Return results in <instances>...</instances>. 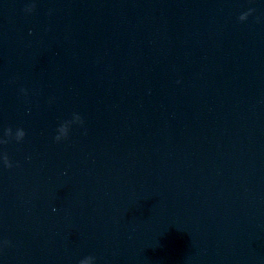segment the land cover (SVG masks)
<instances>
[{
	"label": "water",
	"instance_id": "obj_1",
	"mask_svg": "<svg viewBox=\"0 0 264 264\" xmlns=\"http://www.w3.org/2000/svg\"><path fill=\"white\" fill-rule=\"evenodd\" d=\"M88 257L264 264V0H0V264Z\"/></svg>",
	"mask_w": 264,
	"mask_h": 264
},
{
	"label": "clouds",
	"instance_id": "obj_2",
	"mask_svg": "<svg viewBox=\"0 0 264 264\" xmlns=\"http://www.w3.org/2000/svg\"><path fill=\"white\" fill-rule=\"evenodd\" d=\"M26 11L31 12L32 8H28V9H26ZM250 14H251V12L241 15L239 17L240 21L241 22L245 21L247 19L248 15H250ZM71 123H82V121H81V118L78 115H75L74 118H73V121L67 122L64 125H62L58 129L59 135H57L55 137L57 142H59L61 139L67 138L69 127H70ZM10 134H11V129H9L6 132V135L9 136V137H10ZM24 137H25L24 131L23 130H18L16 141L20 142V141H22L24 139ZM3 143H7V141H3ZM4 164H5L6 167H9V168L11 167V164L9 163L8 157L6 155L4 156ZM80 264H94V258L93 257H88L85 260H82L80 262Z\"/></svg>",
	"mask_w": 264,
	"mask_h": 264
}]
</instances>
